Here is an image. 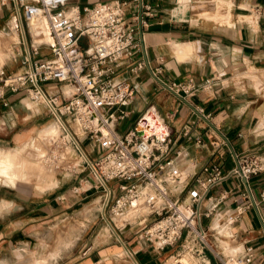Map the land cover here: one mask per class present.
I'll list each match as a JSON object with an SVG mask.
<instances>
[{"label": "built area", "instance_id": "built-area-1", "mask_svg": "<svg viewBox=\"0 0 264 264\" xmlns=\"http://www.w3.org/2000/svg\"><path fill=\"white\" fill-rule=\"evenodd\" d=\"M132 2L137 10L125 17V0L81 7L75 0H0L8 21L15 22L19 38L15 44L21 45L11 56L19 58L16 71L6 74L0 63V101L11 109L5 93H23L61 121L72 143L89 145L88 154H101L84 162L101 181L93 187L102 188L100 214L116 241L122 243L120 233L130 230L155 251L177 244L165 264H184L183 254L197 264H256L252 247L230 244L234 237L227 225L232 220L222 225L217 210L223 197L207 191L227 176L246 179L255 174L259 157L232 153L234 164L226 173L216 164L189 173L187 166L178 164L179 151L169 156V127L154 114L147 117L148 110L137 121L145 120L141 134L134 128L122 136L115 133V123L127 116L125 107L134 92L121 71L136 73L145 66L135 54L141 48L140 26L151 9L140 0ZM34 22L36 34L30 28ZM35 35L45 40L35 42ZM40 47L46 55L37 59ZM149 72L161 83L159 68ZM215 80L209 77L198 85L171 82L166 87L186 96L211 90ZM188 131L185 126L183 133ZM194 142L201 145L198 137ZM202 217L209 219L205 226Z\"/></svg>", "mask_w": 264, "mask_h": 264}, {"label": "crops", "instance_id": "crops-1", "mask_svg": "<svg viewBox=\"0 0 264 264\" xmlns=\"http://www.w3.org/2000/svg\"><path fill=\"white\" fill-rule=\"evenodd\" d=\"M102 1L110 0H75L80 7ZM125 1L124 14L129 17L137 7L132 0ZM140 1L150 6L151 15L143 18L139 29L141 48L135 54V59L145 61L144 68L136 73L121 71L134 90L125 107L126 117H133L126 131L135 128L147 110L153 112L170 129L169 156L179 151L178 164L187 166L189 173H198L207 164H216L226 173L234 164L232 153L259 157L260 170L255 174L246 179L227 176L211 186L207 195L223 197L217 210L222 225L232 220L227 225L234 237L230 244L252 247L256 264H264V0ZM0 18H5L3 9ZM14 62L16 59L5 65L7 73L19 68ZM154 68L160 70L157 76L161 83L150 76L149 70ZM209 77L216 79L212 89L191 95L183 96L178 89L166 87L171 82L198 85ZM5 98L12 111V103L19 101V96L7 91ZM5 110L0 101V130L9 129L5 142H13L8 147L13 148L21 141L15 134L28 129L12 132L14 120L6 122ZM116 124L115 133L122 136ZM185 126H189L186 134ZM196 137L201 145L194 142ZM32 141L15 152L0 151L11 156L24 153ZM14 179L12 185L3 186L37 192L0 191V261L15 245L29 243L53 215H61L67 208L57 205L64 193L56 183L31 188L30 184H21V179ZM239 208H243L240 213ZM123 232L119 246L110 243L83 249L71 264H121L122 255L129 258L130 264H165L174 251H155L137 239L133 231L126 230L129 237L123 239ZM38 261L47 264L50 260Z\"/></svg>", "mask_w": 264, "mask_h": 264}, {"label": "rangeland", "instance_id": "rangeland-1", "mask_svg": "<svg viewBox=\"0 0 264 264\" xmlns=\"http://www.w3.org/2000/svg\"><path fill=\"white\" fill-rule=\"evenodd\" d=\"M3 15L5 18H0V58H3V61L0 63H4V72L7 74L5 65L13 61L11 58L13 50L19 51L21 45L15 44L19 38L15 26H11L12 19L8 21V12L5 9H3ZM39 38L42 39V37L36 39L34 36V41L43 40ZM45 55L46 49L40 47L39 56L36 58L40 59ZM19 64V58H16L13 65L19 67ZM17 95L19 101L12 103V111L5 110V120L6 122L14 120V125L10 129L12 132L27 129L28 131L15 134L16 137L21 138V141L15 147L8 148L14 145L13 142H5L10 131L7 127L4 132L0 130V147H4L0 149L15 152L29 140L33 141L24 153L21 151L12 156L9 153H0V191L8 190L20 194L29 191L37 192L32 189H11L3 186V184L12 185L8 177L21 179V184H30L31 188L56 183L59 190L64 193L63 198L58 200L61 202L57 205L67 206V208L62 209L61 215L59 212L53 215L29 243L15 245L10 255L0 261V264H40L38 260L47 258L50 260L47 264H71L82 255L83 249L92 246L98 248L110 243H116L119 246V242L106 229L107 224L100 214L102 212V188L93 187L97 181L82 160L79 151L65 137L63 131L60 133L58 129V131L46 130L57 122L43 105L31 103L23 93ZM132 122V116L119 120L116 124L117 132L125 133ZM50 134L57 136L46 138ZM78 144L89 160L101 155L98 151L90 155L88 154L89 145L79 142ZM89 186H91L89 189L82 192ZM78 191L81 192L77 193ZM206 222L207 220L202 217L203 226ZM121 237L127 239L129 232L124 231ZM176 246L177 244H174L164 250L167 253L173 251ZM180 259L187 261L188 264H197L194 258L185 254L181 255ZM121 260H126V262H121ZM128 262H130L129 258L122 255L120 263L130 264Z\"/></svg>", "mask_w": 264, "mask_h": 264}, {"label": "bare ground", "instance_id": "bare-ground-1", "mask_svg": "<svg viewBox=\"0 0 264 264\" xmlns=\"http://www.w3.org/2000/svg\"><path fill=\"white\" fill-rule=\"evenodd\" d=\"M12 25L15 26V22H14V20L11 21V26H12ZM30 25H31V26H30L31 30L33 31L34 34H36L37 31H38V29H39V28L37 27V23L34 22L33 24H30ZM34 34H33V35H34ZM37 37H38V36L35 35V38H36V39H37ZM39 39L42 40L41 38H39ZM39 39H38V40H39ZM44 40H45V38H44ZM65 89H66V90H65ZM64 90H65L66 93H69V92H70V91H68V90H69L68 88H64ZM152 113H153V112H152ZM152 113H149L148 115H149V116H152ZM55 119H56L57 124L48 127V129H49V130L52 129V130H55V131H58V130H59L60 133H61V131H62L61 121H60L58 118H55ZM57 129H58V130H57ZM143 130H147V129H143ZM145 133H147V131H145ZM65 137L68 138L70 141H73V140H74V139L71 138V135H70V134H66V133H65ZM74 146H75V145H74ZM76 148H78V147H76ZM2 152H3V151H0V153H2ZM81 152H82V151H81ZM82 154H83V153H82ZM0 155H1V154H0ZM82 158H83V160L87 159L86 156H85L84 154L82 155ZM6 171H7V170H6ZM12 175H13V174H12ZM94 177H95V179H96L97 182H101L100 179L98 178V176L94 175ZM6 178H7V177H6ZM8 180H9L10 182H13V180H16V179H14V178H12V177H8ZM117 222H119V221L116 220V224H117ZM106 229H107L109 232H111V228L109 227V225L106 226ZM54 256H55V255H54ZM52 258H53V257H52ZM180 258H181V257H180ZM180 262L185 263V264H188L187 261H185V260L183 261V260L180 259Z\"/></svg>", "mask_w": 264, "mask_h": 264}, {"label": "water", "instance_id": "water-1", "mask_svg": "<svg viewBox=\"0 0 264 264\" xmlns=\"http://www.w3.org/2000/svg\"><path fill=\"white\" fill-rule=\"evenodd\" d=\"M149 114V113H148ZM146 115L147 117H152V116H149V115ZM144 122H145V120H144V118H142L138 123H137V125L135 126V130H136V132L138 133V134H141V130H142V128H143V124H144ZM83 155V154H82ZM85 161L88 163V160L87 159H85Z\"/></svg>", "mask_w": 264, "mask_h": 264}]
</instances>
